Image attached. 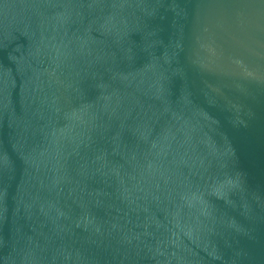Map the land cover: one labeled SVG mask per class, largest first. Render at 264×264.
<instances>
[{
    "label": "water",
    "instance_id": "95a60500",
    "mask_svg": "<svg viewBox=\"0 0 264 264\" xmlns=\"http://www.w3.org/2000/svg\"><path fill=\"white\" fill-rule=\"evenodd\" d=\"M0 264H264V0H0Z\"/></svg>",
    "mask_w": 264,
    "mask_h": 264
}]
</instances>
